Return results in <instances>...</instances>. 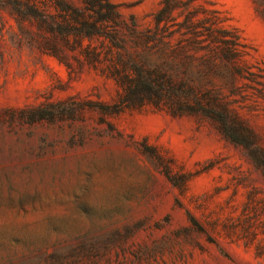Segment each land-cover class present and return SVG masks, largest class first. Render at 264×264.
I'll use <instances>...</instances> for the list:
<instances>
[{
  "label": "rangeland",
  "instance_id": "rangeland-1",
  "mask_svg": "<svg viewBox=\"0 0 264 264\" xmlns=\"http://www.w3.org/2000/svg\"><path fill=\"white\" fill-rule=\"evenodd\" d=\"M20 1L0 264H264V0H31L53 31Z\"/></svg>",
  "mask_w": 264,
  "mask_h": 264
},
{
  "label": "trees",
  "instance_id": "trees-1",
  "mask_svg": "<svg viewBox=\"0 0 264 264\" xmlns=\"http://www.w3.org/2000/svg\"><path fill=\"white\" fill-rule=\"evenodd\" d=\"M13 4V7L16 8V11L20 14V17H21V20H25L26 18H28L29 16H33V17H38L39 18V23L41 24H46L49 28H51V31H53L52 29L54 28V24H57L55 23V19L51 16H48V15H45L41 12V10L38 8V6L32 2L31 0H24L23 2L20 1L18 3H12ZM88 8H90L89 6H91V10L96 12V13H99L101 11V9L103 8L102 6L103 5H98L96 3H93V2H88ZM109 4V6H112L110 3H107ZM74 11V16L75 18H82L83 17V14L80 13V10L78 9H73ZM75 20H78V19H75ZM83 20H84V17H83ZM81 26L82 28L84 27H87L88 29L85 31V34L86 33H94L96 31H92L93 29L92 28H89V25L88 23H81ZM93 28L96 27V24H93L92 25ZM79 29L76 31L77 34H83L81 30L83 29ZM60 34H62V36H66L68 34L67 31H62V29H60ZM76 34V35H77ZM221 114L219 115V119L221 120V122L223 123V128H224V132H225V135L227 137H230V138H233L232 135L229 134V131L231 129V126L226 118V116L223 114V111H220Z\"/></svg>",
  "mask_w": 264,
  "mask_h": 264
}]
</instances>
